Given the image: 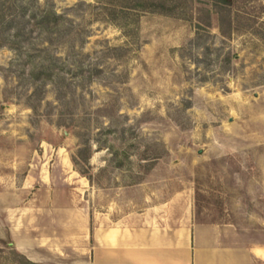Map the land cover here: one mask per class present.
<instances>
[{"label":"rangeland","instance_id":"obj_1","mask_svg":"<svg viewBox=\"0 0 264 264\" xmlns=\"http://www.w3.org/2000/svg\"><path fill=\"white\" fill-rule=\"evenodd\" d=\"M138 1L0 0L26 17L0 36V190L71 264H95L96 231L145 212L251 237L264 221V0L212 15ZM51 9L63 24L41 31L33 15Z\"/></svg>","mask_w":264,"mask_h":264},{"label":"crops","instance_id":"obj_2","mask_svg":"<svg viewBox=\"0 0 264 264\" xmlns=\"http://www.w3.org/2000/svg\"><path fill=\"white\" fill-rule=\"evenodd\" d=\"M20 199L0 190V212L9 221L7 228L0 226V264H71L68 250L57 255L53 243L40 242L34 226L27 228L24 215L32 218L34 212ZM163 212H145L139 223L128 226L113 222L105 231L98 229L95 264H264V221L256 220L251 237L229 223H192L186 210L178 218L176 206L173 217Z\"/></svg>","mask_w":264,"mask_h":264},{"label":"trees","instance_id":"obj_3","mask_svg":"<svg viewBox=\"0 0 264 264\" xmlns=\"http://www.w3.org/2000/svg\"><path fill=\"white\" fill-rule=\"evenodd\" d=\"M198 3L202 4L203 7L200 8V10L204 11L207 15H212V7L219 8L221 10H227L229 8H232L236 5L237 0H197ZM135 7H141V8H147L148 2L146 0H141L136 2ZM18 8V6L16 7ZM4 7L2 5L0 6V36L5 35L7 39H10V35L8 32H5V30L13 26L14 23L18 22L21 23V21H25L26 17L23 13H17L16 10L12 13L11 16L7 17V14L4 12ZM33 19L35 20V27H38L41 31L52 30L55 27L60 28L62 26V20L64 18L63 14L58 13L55 9L47 10L41 14L33 15ZM221 22H229L228 18L225 16H221ZM20 27V26H19ZM23 29L25 27L24 24H22ZM21 29L17 31V33L13 36V39L17 40L20 36ZM19 41V40H18ZM19 43V42H15ZM91 153L92 152V146L87 144L83 141L81 147L78 150V153L76 157H73L75 165L80 169V171L83 173V175L86 176L85 170H82L80 165L82 161L80 160V157L84 156V153ZM83 155V156H82ZM84 161V160H83ZM91 179V178H90ZM23 263H28L25 261H22Z\"/></svg>","mask_w":264,"mask_h":264}]
</instances>
